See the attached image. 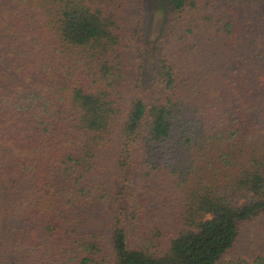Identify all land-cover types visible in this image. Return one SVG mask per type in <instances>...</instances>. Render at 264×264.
I'll return each instance as SVG.
<instances>
[{"label": "trees", "instance_id": "obj_1", "mask_svg": "<svg viewBox=\"0 0 264 264\" xmlns=\"http://www.w3.org/2000/svg\"><path fill=\"white\" fill-rule=\"evenodd\" d=\"M167 2L0 0V264H264V0Z\"/></svg>", "mask_w": 264, "mask_h": 264}, {"label": "rangeland", "instance_id": "obj_2", "mask_svg": "<svg viewBox=\"0 0 264 264\" xmlns=\"http://www.w3.org/2000/svg\"><path fill=\"white\" fill-rule=\"evenodd\" d=\"M167 0H146V9L142 15L143 23L140 29L141 41L144 43L145 51H152L157 44L158 38L162 34L169 23L167 16L168 4ZM4 20V15L0 11V23ZM125 43L131 47L127 52L129 61L134 60V53L138 45L132 35H127ZM16 89L9 88L8 95H14ZM258 240L264 241V220H256L241 227V236L234 250L229 253L224 260L234 261L242 259L248 262L254 260V252L251 243H257ZM258 244V243H257ZM258 246V245H257Z\"/></svg>", "mask_w": 264, "mask_h": 264}]
</instances>
